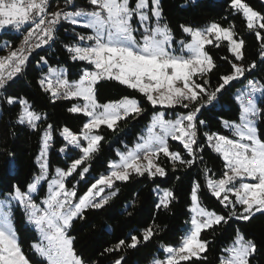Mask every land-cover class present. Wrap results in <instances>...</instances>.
<instances>
[{
  "label": "snow or ice",
  "instance_id": "obj_1",
  "mask_svg": "<svg viewBox=\"0 0 264 264\" xmlns=\"http://www.w3.org/2000/svg\"><path fill=\"white\" fill-rule=\"evenodd\" d=\"M85 2L87 7L62 0L53 10L50 0H0V34L8 36L0 41V51L8 53L0 56V112L5 108L15 112L10 126L38 136L36 173L23 184L17 181L0 189V264H92V258L78 250L73 234L77 223L87 222L89 212L106 209L119 195L120 186L133 178L164 180L167 163L173 172L198 167L204 163L206 149L222 160V171L216 177L206 166L201 170L203 185L197 179L190 186L189 215L182 222L179 242L161 243L150 264H206L213 245L208 235L236 222L241 227L220 248L215 264H258L264 245L242 228L264 217V11L247 0H227L229 15L240 16L244 31L256 42L257 51L249 60L248 36L233 23L211 22L204 28L180 23L183 38L177 39L163 0ZM200 4L201 0H178L182 11ZM61 28L72 33V42L65 43L64 49L80 66L79 76L70 80L66 71L51 67L41 55L39 65L48 67L36 84L53 104L74 102L66 110L84 118L79 131L49 123L46 112L14 92L33 53L53 44ZM22 29L19 46L13 47L9 33ZM221 48L227 53L219 57L228 67L224 73H219L221 65L210 52ZM102 82L138 93L156 111L135 145L117 150L118 160L109 161L104 173L89 179L92 161L102 149L101 128L115 132L121 122L138 120L146 111L131 95L101 103L97 86ZM225 96L237 119L217 113L226 132L213 130L205 113L222 109ZM172 142L181 148L174 150ZM53 151L65 157L55 169L50 160ZM8 155L14 160V153ZM81 181L82 190L78 189ZM202 188L215 198L219 210L202 203ZM153 191V210L170 212L177 200L174 190ZM126 214L133 213L126 210ZM164 231L153 217L151 224L118 237L100 254L111 264H139L130 257L138 256L156 238L162 239Z\"/></svg>",
  "mask_w": 264,
  "mask_h": 264
},
{
  "label": "trees",
  "instance_id": "obj_2",
  "mask_svg": "<svg viewBox=\"0 0 264 264\" xmlns=\"http://www.w3.org/2000/svg\"><path fill=\"white\" fill-rule=\"evenodd\" d=\"M247 2L258 10L264 11V7H262L264 0H247ZM76 3L81 7H87L85 0H76ZM163 5L171 27L176 30L177 39L183 38L178 29L180 23H188L199 28H204L211 22L221 23L224 26L233 23L239 32L248 36L244 31L242 18L229 15L230 10L227 0H201L199 7L188 11L180 9L178 0H163ZM224 18H228L227 21ZM77 31L84 30L77 29ZM71 34L70 30L65 31L64 28H61L53 44L33 53L30 64L26 69V75L16 84L14 92L30 98L37 110L46 112L50 117L49 123L61 127L66 125L73 131H79L82 126L80 120L84 118L73 116L66 110L74 102L60 100L53 104L38 89L36 84V81L44 75L48 67V65H39L38 61L41 55L49 61L51 67H64L70 80L78 78L80 66L73 64L64 49L65 43L72 42L69 39ZM9 35L13 37L12 44L15 47L20 40V35L16 33H9ZM7 38L8 36L0 34V41ZM255 44V40L248 36L249 60L254 58L257 51ZM210 52L217 58L218 64L221 65L219 73L226 72L228 67L224 65L223 61L219 60L220 56L227 54L226 51L221 48L210 49ZM6 53L7 50L0 51V56H4ZM216 79L217 76L214 75L212 77L213 84H215ZM97 87L98 99L101 103L118 100L124 95H131L141 101L146 111L138 120H129L127 123L121 122V126L115 132L108 130L106 127L101 128L100 131L104 135L102 149L97 160L92 161V169L88 174L89 179L106 171L108 162L118 158L116 155L117 150L125 151L138 140L151 120L152 113L156 111L138 93L131 92L115 82H102ZM238 87L242 86L238 85ZM217 113H222L224 119H237V111L231 106L229 96H225L224 101H222V109L217 108L215 112L205 113L204 117L210 121L213 130L220 129L226 132L218 122ZM15 119V112H9L7 108L0 112V189H6L17 181L23 184L38 170V166L34 163L38 150V136L22 127L13 129L10 123L14 124ZM59 143V137L57 136L56 144ZM172 144L174 150L181 148L176 142H172ZM8 152L14 153V160L10 161ZM203 155L204 163L194 169H189L188 172L182 169L173 172L171 164L167 163L168 177L164 180L160 178L149 180L147 177L133 178L127 184H122L119 195L106 209L99 212H89L87 222L77 223L73 234L77 236L78 250H82L85 256L92 258V264H98L100 261H103V264H111L110 259H106L105 256L100 254L102 248L116 242L118 237L127 236L129 232L135 233L142 230L145 225L152 223L153 217H155V223L165 229L161 234L162 239L156 238L146 247V250H142L138 256L130 258L134 261L139 260V264H149L153 256L159 255L158 249L161 243L177 244L184 227L182 222L189 215L187 207L190 201L189 192L192 182L199 179L203 185L204 177L201 175V170L205 166L211 169L216 177H219L222 171V160L214 152L206 149ZM50 160L52 169H55V167L62 166L65 157L53 151ZM176 176H179L180 179H175ZM72 183L75 184L76 181H72ZM83 187L84 181H81L78 189L82 190ZM158 187L171 188L176 194L177 200L170 212L157 213L153 210L156 200L153 189ZM201 200L210 210H219L218 202L210 196L206 188H202ZM126 210L132 211L133 214L128 216ZM239 227H241L240 222H236L231 228L220 229L214 236L208 235L207 238L213 240V245L208 253L206 264H215V258L219 254L220 248L231 241L235 229ZM242 231L264 245V217L255 218L251 223L244 226ZM258 264H264V255L259 257Z\"/></svg>",
  "mask_w": 264,
  "mask_h": 264
},
{
  "label": "built area",
  "instance_id": "obj_3",
  "mask_svg": "<svg viewBox=\"0 0 264 264\" xmlns=\"http://www.w3.org/2000/svg\"><path fill=\"white\" fill-rule=\"evenodd\" d=\"M57 1H58V3H59V2H62V0H50V2L53 4V10H54V8H55V5L57 4ZM16 34H19V35H20V39H21L22 36H23V34H24L23 29H22L20 32L16 33ZM19 43H20V40H19V42L16 44L15 47L19 46ZM7 54H8V53H6L4 56H6Z\"/></svg>",
  "mask_w": 264,
  "mask_h": 264
},
{
  "label": "rangeland",
  "instance_id": "obj_4",
  "mask_svg": "<svg viewBox=\"0 0 264 264\" xmlns=\"http://www.w3.org/2000/svg\"><path fill=\"white\" fill-rule=\"evenodd\" d=\"M53 68H57V69H59L60 71H66V69L64 68V67H53ZM66 73H67V71H66ZM178 111V110H177ZM169 118H171V114H169ZM150 122V121H149ZM148 125V124H147ZM146 130V127H145V129H144V131ZM143 131V132H144ZM140 137V136H139ZM138 141V140H137ZM136 141V142H137ZM135 142V143H136ZM135 143L131 146V147H129L128 149H130V148H132L134 145H135ZM116 160H118V158L116 159ZM150 264V263H149Z\"/></svg>",
  "mask_w": 264,
  "mask_h": 264
}]
</instances>
